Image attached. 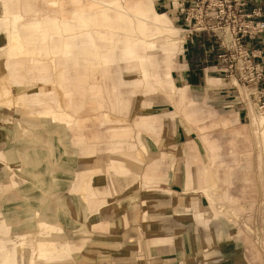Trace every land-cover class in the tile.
<instances>
[{
	"label": "crops",
	"instance_id": "1",
	"mask_svg": "<svg viewBox=\"0 0 264 264\" xmlns=\"http://www.w3.org/2000/svg\"><path fill=\"white\" fill-rule=\"evenodd\" d=\"M98 1L0 0V3L8 12L21 14L23 20L29 21L68 18L75 10L91 13L104 7ZM181 1L157 0L162 11L158 12L154 0H120L125 7L140 3L147 11L140 24L132 19L128 29L132 30L128 33L130 36L121 40L144 44L139 52L146 60L143 65H139L138 58L122 62L120 54H115V62L103 66V63L98 66L73 65L63 57L55 58L54 62L49 56L0 57V83L6 77L4 82L12 91L13 83L32 81L42 85L31 93L23 87L25 92L20 91L16 96L22 106L16 105L15 100L9 106L0 100V199L10 192L16 193V187H25L28 190L22 191L24 198L33 199L35 203L32 207L28 205L34 209L32 212L37 213L49 203L52 205L56 215L65 219L59 224L69 253L61 254H69L71 261L64 259L62 264H264V227L260 225L257 211L237 212L234 219L243 220L237 222L225 216V212L219 214L208 198L195 190L193 183L202 184L208 180L211 170L200 166L191 176L186 173L189 168L182 163V156L188 154L184 148L187 149L186 143L190 141L180 119L158 112L141 114L129 121L125 116L108 118L101 113L105 118L103 122L110 125L106 147L117 153V156H110L106 165L109 174L100 173L101 166L96 163L95 156L101 146L99 135L84 136L77 130L70 137L61 127L63 130L54 136L56 145H50L54 135L50 126L55 128L63 122L69 128L72 119L68 110L61 109L65 105L57 93H52L54 84L63 90L66 106L72 112L83 110L85 103L92 101L95 103L92 110H100L108 104L126 114L132 93L126 94L125 88L140 87L142 92L153 93L163 86L175 109H179L186 99L188 89L195 97L199 96L196 98L203 99L206 107H223L228 120L245 116V98L240 87L236 86L238 92L233 88L222 66L219 68L221 77L215 76L218 73L213 75V69H217L214 62L221 64L217 58L218 39L215 34L211 36L210 31L200 30L197 24L185 19L180 10ZM255 6L262 8L257 19L264 21V0L252 1L247 10ZM168 15H174L176 26L183 30L178 61L175 59L180 48L178 40L159 35L146 37L150 31L156 34L161 30L169 31ZM16 28L20 31L19 23ZM86 29L93 36L94 46L92 54L83 57L82 62L95 64L99 61L100 51L117 50L119 42L112 41L107 36L110 33L103 40L98 37L106 30L100 26ZM4 33H0L1 51L7 47ZM247 46L255 54L253 61L264 63V30L249 40ZM46 47L51 48L47 42ZM121 63H125L126 68H133L139 76L126 80L122 76ZM51 70L57 72L55 79L50 77ZM218 79L223 85L221 94L213 92L210 86ZM256 89L264 92V76ZM221 96L225 100L214 102ZM262 100L264 102V95ZM32 112L44 113L41 117L50 120L39 119ZM53 112L54 117L50 115ZM259 119L264 122L263 116ZM163 128L165 134L162 133L159 139ZM69 130L73 131L72 127ZM128 134H134L138 149L127 140L128 149H121L125 141L123 136ZM143 135L158 138V141L150 144L144 139L143 142ZM86 138H92V141ZM164 139L168 140L165 144ZM196 149L197 153H202L198 147ZM191 153L193 161L197 153L192 149ZM143 155L152 157L146 161ZM210 157L214 163L217 156ZM128 171L131 175H127ZM115 173L124 176L122 182L129 187L127 191L117 193ZM213 175L217 172H212ZM150 181L153 183L147 184ZM119 186L123 188L124 185ZM7 242L11 240L3 242L2 252L10 255L13 263L4 256L0 258V264H15L17 249L9 248Z\"/></svg>",
	"mask_w": 264,
	"mask_h": 264
},
{
	"label": "rangeland",
	"instance_id": "2",
	"mask_svg": "<svg viewBox=\"0 0 264 264\" xmlns=\"http://www.w3.org/2000/svg\"><path fill=\"white\" fill-rule=\"evenodd\" d=\"M117 2V4L120 5V7H118L119 9H114V7L108 9L107 11L110 13V15L120 16L121 9L122 11L126 12L124 14L125 17H128L131 22L133 19V22L137 24V19L133 14L132 6L125 7L121 4L120 0H117ZM156 2L157 0H154L155 10L158 12H162L158 8ZM167 17L169 18L171 25V29L169 31L161 30L158 34L150 31L149 35H147L146 37L154 38L159 35L158 37L168 36L178 40L180 48L179 51L177 50V55L175 56L176 61H178V56L182 52L181 46L183 30L176 26L174 15H168ZM0 20L6 22L7 24L6 30L3 24L0 25V33H3L5 31L3 35L6 36V42L9 46L0 51V57H6V55L13 56L16 55L15 52L18 51L17 54H21V57L49 56L51 60H54L55 58H58L62 53L60 52V50H51V48H47L46 42H44L43 45H40V42H38L37 40H28L25 38V34L23 33V25L31 22V24L28 25L36 24L38 26L41 23L40 20L25 21L23 20V16L21 14L10 13L5 8L1 7ZM18 23L20 25L21 31L16 28V24ZM56 23L60 22H42L41 24L47 25V27L49 28H51L52 25V27L54 28L56 27ZM123 23L124 22L122 21V23L120 24L123 26ZM11 27L13 28V30L11 29ZM87 27H89L88 24L86 28ZM100 27L102 30H106L108 33H110L107 36L111 37V40L114 39L116 43L119 42L118 48L116 50V54L118 56L121 52V40L126 36H130V34L128 33H131L132 30L117 29L116 31H114L115 29L109 30L107 27ZM8 30H10L9 35ZM66 32L67 31H65V33ZM134 35L142 38L138 33H134ZM210 35L213 36L214 33L210 31ZM214 36L215 38H217L216 35ZM15 39H19L20 42H16L17 40ZM12 44L14 47H11ZM47 44H50V46H52L51 42H47ZM104 51H106V49L100 51L99 61L95 62V66H98L102 63L101 54ZM66 62L72 63L73 61L67 60ZM80 63L84 65H92L86 63V61ZM213 65H216L215 67L217 68L213 69V75L218 73L215 76L221 77V71L219 69L220 64L215 61ZM120 66L122 76L126 80H131L133 77L137 78L139 76L137 71L132 70L133 68H126L125 63H121ZM176 68H174V70ZM49 74L51 79H55V77H57V72H55V70H51ZM5 78L6 77H4V81L6 80ZM222 78H224V76H222ZM4 81L0 83V88L3 86ZM220 82L222 81L218 79L215 81V83H211L210 86L212 87L213 92L220 93L221 87L223 86ZM12 85L14 95L13 100L16 98L18 93H20V91L25 92L23 90V87L27 88V90H31L29 91L31 93L38 91L39 86H42L41 84H35L32 81L28 83L18 82L13 83ZM18 85L21 86L19 87ZM53 87L54 90L52 91V93H57L58 97L61 99L62 104L65 105V107L61 109L68 110L72 117L69 128L71 129L72 127L73 131H70L68 126L63 122H59L58 127L55 126V128L49 125L51 131L54 134L51 136L50 145L51 143L56 145L54 136L55 134L63 130L61 127L69 132L70 137H72L73 132H76L77 130L81 131L84 136L91 137L94 134L97 136L99 135V137L101 138V146L100 150L97 153L98 158L95 156V159L97 161L96 163L101 166L100 173L109 174L110 169H107L106 165L108 164L110 156H117V153L114 152L112 148L106 147L105 141H107V138L110 137L109 132H107V128L110 125L109 123L103 122L105 118L102 117L101 113L106 114L108 118L125 116L127 120L131 121L133 117L141 114L149 115L152 113L165 112L168 116H174L175 120L176 118L180 119L182 126L188 132L187 136L190 142L186 143L187 149L184 148V151L187 150L188 154L182 156V163L186 168H189L188 171L186 170V173L188 172V174H190L191 176V174H194L196 172V168L200 166H204L212 172H217L216 176H212V172L209 171V175L207 176L208 180H204L202 184H199L198 182L193 183V185H195V190H199L200 192H202L211 202L212 208L218 211L219 214H223V212H225V216H229L237 222L243 221L242 219H234L238 216L237 212L251 213L253 211H257V213L260 215V225L262 226V228L264 227V122L260 120L261 118L259 119L260 116H263L264 119V114H261L258 106L250 97L246 96V92L243 91L242 88L240 89L242 95L245 98L246 104L244 111L245 116H242L240 119L231 121L225 118L226 116L224 114L225 111L223 107H221L220 105H215L214 107H206L205 101L203 99L201 100V98H196L199 96L196 95L195 97L194 94L191 93L188 89L186 91V99L182 102L179 109H175L169 97L166 95V89L163 86H161V90H157L153 93L142 92L140 90V87L125 88L124 91L126 94L129 92L132 93L131 105L129 107V110L125 114L123 112L116 111L108 104L100 110H92V108L95 106V103L92 101H87L83 107V110L79 112H72L66 106L63 90H61V88L55 84L53 85ZM233 88L236 90V86L233 85ZM214 100V102L218 103L222 100H225V97L221 96ZM32 113L35 114L39 119H42L44 121L50 120L49 117H41V115H43L44 113ZM50 115L54 117L55 112L51 113ZM56 124L54 123V125ZM164 131L165 129L163 128V131H161L158 137L159 139L161 135L165 134L163 133ZM113 137L116 138L117 136ZM123 138L125 139V141L121 146L122 150L128 149L126 140L134 143L135 149L139 148V144L137 143L134 134H128L126 136H123ZM158 138L155 139L154 137L149 135L141 136L142 141L144 139H148L150 144L152 142H157ZM85 140L91 142L92 138H86ZM167 142L168 140L164 139L163 143L165 144ZM196 147H198L199 152L202 153H197L198 149H196ZM191 149L193 150V152L197 153L194 154L196 155V159L193 161H191L190 159V156L192 155V153L190 154ZM52 150L54 151L53 148ZM212 155L217 156L214 163H212L211 161L210 156ZM143 156L146 161H150L152 157L151 155ZM173 159L174 158H172L171 160ZM112 173L114 174V172L111 170V174ZM131 173V171H128L127 175H131ZM115 174L118 180L119 187L117 189V193H121V191L122 193L127 191L129 187L126 186L125 182H122L124 181V176L117 173ZM13 183L18 184L19 182L13 181ZM151 183L153 182L150 181L147 184L151 185ZM119 185L124 186L122 188ZM15 190L16 193L10 192L0 199V206H2V204L12 205L11 202L21 201V204L18 206V208L16 210H13L12 212H7L9 210H3V212L0 211V249L2 253V259L4 256L7 258L10 257V255L6 254V252H2V250H4L3 242L11 240V242H7L6 245L9 248L14 246L17 249L15 250V264H49L50 261H52L51 264H62L64 263L62 261L64 259L66 262H70L71 257L68 254L69 247L66 240L63 239L64 237L60 224L56 226H47L40 222V214L42 210L45 208L53 209L52 205L49 203L44 206L42 210H38L37 213L34 211L32 212V210L34 209L31 210L30 207L34 206V200L24 198L23 195V192L27 191L28 188L23 187L20 189L19 187H16ZM80 193H82L81 190ZM28 205H30V207H28ZM58 217L61 218V220H65L63 217H61V215H58ZM26 218L30 219V224L18 225L21 220L23 221V219ZM248 220V222H252V220ZM44 235L54 236V238H56L55 240L51 241L43 240ZM14 241H16V243ZM12 242H14L15 244H13ZM5 251L8 250L5 249ZM61 252H68V255L63 254L64 256H62ZM19 255L22 256H20L19 258Z\"/></svg>",
	"mask_w": 264,
	"mask_h": 264
},
{
	"label": "bare ground",
	"instance_id": "3",
	"mask_svg": "<svg viewBox=\"0 0 264 264\" xmlns=\"http://www.w3.org/2000/svg\"><path fill=\"white\" fill-rule=\"evenodd\" d=\"M98 1V0H97ZM104 7L101 9H98L97 11L86 13L81 10H75L71 12V15L68 18L63 19H55V18H49L40 20L41 23L43 22H55L59 21L60 23H56V27L51 28L47 27V25L39 24L38 26L36 24L34 25H28L31 24V22H28L23 25L25 34V38L28 40H37L40 42V45H43L44 42H51V50H60L62 52L59 57H63L65 61L72 60L73 62L71 64L73 65H84L81 64L83 57L92 54V48L94 46V39L91 34L88 33V30L86 29V26H102L107 27L109 30L111 29H124L128 30L131 27V21L128 17H125L124 14L125 11H122L120 9V16H111L110 13L107 11L108 9L114 7V9H119V4H117V0H99ZM53 3V2H52ZM57 3V1H56ZM0 7L3 8V6L0 3ZM133 14L138 20V23L140 24L141 19L146 18L147 11L143 9L140 6V3L135 4L132 6ZM38 21V20H36ZM123 23V26L120 24ZM3 24L5 26V30L7 29L6 22L0 20V25ZM83 26V27H81ZM81 27V28H80ZM80 28V29H78ZM21 31V30H20ZM65 31H67L65 33ZM8 30V35H9ZM64 34V35H63ZM108 34V32H101L99 33L98 37L103 40ZM14 35V34H13ZM35 37V38H32ZM17 38V37H14ZM16 42H20L19 39ZM14 40V41H15ZM144 44L140 41L134 42L132 44L128 43L126 39L122 42L121 52H120V61L122 62H130L135 61L137 58L140 60L139 65H143L145 63L144 59L142 58L140 52L141 46ZM7 47H9L7 45ZM11 47H14L13 44ZM8 49V48H7ZM1 51V50H0ZM6 51V50H4ZM16 55H6V57L12 59L13 57H21V54H17L18 51L15 52ZM115 54L116 50H106L101 54V60H102V66L112 64L115 62ZM53 62L55 61L52 60ZM84 62V61H83ZM54 64V63H52ZM64 64V63H63ZM117 64V63H116ZM92 64L91 66H93ZM58 71V70H57ZM13 91L12 88L9 87L5 82L3 83V86L0 88V100L4 101L3 104L10 105L13 103ZM16 102V105L19 104L22 106L21 103H19L16 98L14 99ZM1 101V102H2ZM261 111V110H259ZM261 114L263 112L261 111ZM33 115V114H32ZM35 115V114H34ZM21 130V129H20ZM12 205L5 204L0 206V211L3 212V210H9L7 212H12L13 210H16L18 206L21 204V201L11 202ZM61 218H59L53 209L45 208L42 210L40 214V222L47 225V226H56L59 225V221ZM30 219L26 218L21 220L19 224L27 225L30 224ZM56 238V237H55ZM54 236H43V240H55ZM1 249H0V257L1 255ZM8 261L12 262L13 258L8 257ZM13 263V262H12Z\"/></svg>",
	"mask_w": 264,
	"mask_h": 264
},
{
	"label": "built area",
	"instance_id": "4",
	"mask_svg": "<svg viewBox=\"0 0 264 264\" xmlns=\"http://www.w3.org/2000/svg\"><path fill=\"white\" fill-rule=\"evenodd\" d=\"M254 0H182L181 12L200 30L213 32L218 39L220 67L234 86L246 90V96L263 112L262 89H256L264 76V63L254 62L255 54L247 42L264 30L258 20L262 8L247 10ZM254 89L253 91H251Z\"/></svg>",
	"mask_w": 264,
	"mask_h": 264
}]
</instances>
